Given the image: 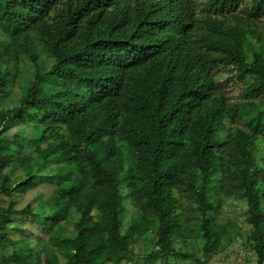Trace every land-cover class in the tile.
Listing matches in <instances>:
<instances>
[{
  "label": "trees",
  "instance_id": "obj_1",
  "mask_svg": "<svg viewBox=\"0 0 264 264\" xmlns=\"http://www.w3.org/2000/svg\"><path fill=\"white\" fill-rule=\"evenodd\" d=\"M263 52L264 0H0V193L53 185L23 246L0 207V264H208L230 195L255 254L233 264H264Z\"/></svg>",
  "mask_w": 264,
  "mask_h": 264
},
{
  "label": "rangeland",
  "instance_id": "obj_2",
  "mask_svg": "<svg viewBox=\"0 0 264 264\" xmlns=\"http://www.w3.org/2000/svg\"><path fill=\"white\" fill-rule=\"evenodd\" d=\"M18 1H27V0H18ZM202 1V0H200ZM264 56V52H263ZM19 76L26 77L30 72L31 68L28 62L23 59L20 62ZM19 83V81H18ZM24 88L21 85L15 86L13 89V95L15 97L23 92ZM233 98V96H232ZM14 131L10 133L13 134ZM264 150V147H261L259 151ZM258 161L261 167L264 168V157L258 155ZM3 173L9 172V167L4 168ZM53 185L46 181L43 177L35 181V185L24 191L15 192L12 196L8 197L0 193V207L6 209L10 204L13 209L16 210V214L13 217V221L9 225L8 234L16 239L18 245L23 246L25 241L21 236L26 234L28 231L34 233V235L40 233V229L37 226L36 221L34 220L33 214L26 209L27 206L36 207L39 203L41 197H48L51 193ZM120 188L125 190V185L121 184ZM244 201L234 195L227 196L223 198L215 211V219L219 223L228 224V233L231 235L232 240L228 241L227 239L223 240L222 247L217 250L216 253L210 254L207 257L208 264H233L236 262H242L245 260L254 262L255 254L250 249L249 245L245 241V235L249 231V226L245 220V207ZM121 211L120 220L124 221L130 213L133 211V208L130 204L123 202L119 205ZM188 211V210H186ZM202 240L200 237L189 239L187 242H184L180 239L173 240V247L175 249H180L181 251H188L189 253L202 256ZM153 246L152 240L148 239L145 244L136 243L133 248L136 253L140 251H146L151 249ZM166 264H195L192 260H182L173 256L166 258ZM125 264H132L130 262Z\"/></svg>",
  "mask_w": 264,
  "mask_h": 264
}]
</instances>
